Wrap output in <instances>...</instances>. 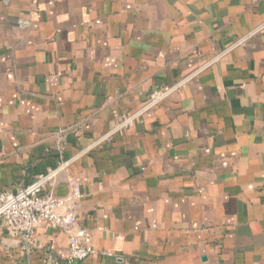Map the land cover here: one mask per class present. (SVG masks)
Here are the masks:
<instances>
[{"label":"crops","instance_id":"obj_1","mask_svg":"<svg viewBox=\"0 0 264 264\" xmlns=\"http://www.w3.org/2000/svg\"><path fill=\"white\" fill-rule=\"evenodd\" d=\"M64 164L78 264H264V0H0V192ZM67 256L0 221V264Z\"/></svg>","mask_w":264,"mask_h":264},{"label":"built area","instance_id":"obj_2","mask_svg":"<svg viewBox=\"0 0 264 264\" xmlns=\"http://www.w3.org/2000/svg\"><path fill=\"white\" fill-rule=\"evenodd\" d=\"M164 96L165 91L153 89L149 94L147 106L158 104ZM137 116L138 112H133L121 117L115 130L130 126ZM110 137L111 134H108L105 140L110 142ZM65 165L49 168L17 191L0 192V221L5 222L25 243L33 240L37 225L41 221L67 235L66 261H54L49 264H78L95 252L87 240V230L76 225V202L82 196L77 180L72 175H68L67 182L71 190L65 196L45 192L46 187L53 184L55 177Z\"/></svg>","mask_w":264,"mask_h":264},{"label":"water","instance_id":"obj_3","mask_svg":"<svg viewBox=\"0 0 264 264\" xmlns=\"http://www.w3.org/2000/svg\"><path fill=\"white\" fill-rule=\"evenodd\" d=\"M60 172H61V171H60ZM60 172H59V173H60ZM59 173L57 174V176L59 175ZM57 176H56V177H57ZM56 177H55V178H56Z\"/></svg>","mask_w":264,"mask_h":264}]
</instances>
